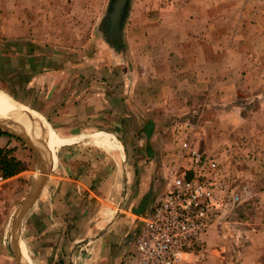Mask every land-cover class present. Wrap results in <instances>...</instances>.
<instances>
[{"label":"crops","instance_id":"0c3cea01","mask_svg":"<svg viewBox=\"0 0 264 264\" xmlns=\"http://www.w3.org/2000/svg\"><path fill=\"white\" fill-rule=\"evenodd\" d=\"M137 2L123 33L136 66L123 62L112 50H103L104 59L113 60V69L129 76L122 83L108 86L96 79L95 87L88 88L82 69L67 72L53 62L48 65L34 44L25 43L21 29L2 43L7 56L8 47H16L10 63L17 60V100L7 94L33 107L27 106L62 139L58 155L49 149L53 174L23 223L27 246L22 243L30 251L31 264L32 260L35 264H140L137 237L167 186L162 179L157 182L154 163L129 165V143L118 135L123 119L130 125L131 119L145 116V125L151 123L145 128L146 141L151 142L154 117L197 110L211 117L221 110L220 101L234 98L240 90L264 91V0ZM22 22L19 26L24 27ZM111 66L101 64L97 69L112 71ZM0 84L9 88L10 81L2 77ZM39 89L44 103L36 105ZM236 111L220 114L228 127L231 120H238ZM4 113L0 112L1 118ZM14 118L20 127L13 128L25 130L38 142L29 118L17 113ZM238 122L244 133L257 132L263 136L257 139L264 138L258 126ZM95 133L104 136L95 138ZM16 147L14 139L0 137V150L11 153ZM95 162L102 168H95ZM35 193L36 189L31 191V198Z\"/></svg>","mask_w":264,"mask_h":264},{"label":"rangeland","instance_id":"374dc122","mask_svg":"<svg viewBox=\"0 0 264 264\" xmlns=\"http://www.w3.org/2000/svg\"><path fill=\"white\" fill-rule=\"evenodd\" d=\"M112 1L0 0V39H11L14 37L12 33L21 29V32H25V43L34 44L40 51V58L48 65L53 62L54 65L67 69V72L68 69H82L86 75L82 81L86 82L85 86L88 88L95 87L96 79L108 86L114 85L115 81L122 83L129 76L122 75L121 69H113V60L104 59L103 54L106 55V52L103 50H112L123 62L126 59L127 64L136 66V62L129 58L127 39L123 33L129 24L132 5L137 0H130L120 43L109 39L103 29ZM21 21L25 24L24 27L19 26ZM101 64L111 66L112 71L108 68L97 69ZM114 64L118 66L119 63ZM16 69L17 60L14 59V65L12 62L7 72L0 73V79L3 77L10 81L9 88L0 84V90L14 99L17 95ZM78 87H82L81 84ZM250 89L240 90L234 98L220 101L217 106L221 110L211 117L204 115L203 110L191 113L166 112L154 117L152 120L156 121V130L151 142L146 141L149 131L145 128L149 129L151 123L145 125V116H136L135 121L131 119L130 125L128 119L124 118L119 128L122 130L118 132L119 139L129 143V165L139 168L146 162L154 163L157 182L162 179L167 188L171 184L170 167L178 165L186 150L192 147L218 160L223 176L228 179V185L239 196L237 201H231L229 195V208L220 214L206 235L204 244L189 256L187 264H264V138L257 139L256 136L263 137L257 132L244 133L242 127L236 125H239V120L246 127L258 126L264 130V91ZM42 92L39 89L34 101L36 105L44 103L40 96ZM14 99L16 108L21 105L22 109H33ZM26 101L28 103L30 99L26 98ZM232 110H237L238 120H231L233 124L230 123L231 126L228 127L220 114ZM2 121L0 127L12 131ZM0 132L5 131L0 129ZM249 133L252 135L248 136ZM4 134L6 135L0 137L12 138L17 144L10 155L23 164L25 171L12 178L4 177L5 182L0 183V264H24L19 252L20 243L26 264H31L30 251L28 249L29 257L22 243L25 242L27 246L26 235L22 231L27 215L20 220L15 238L16 253L21 262L17 260L14 250L13 225L41 176L40 161L23 138ZM57 134L59 136L58 132ZM57 148L58 143L53 154L57 150L58 155L61 148ZM110 160L114 162L115 158L110 157ZM97 162L94 163L95 168H102ZM106 166L110 167L108 161ZM52 174L53 171L47 176L46 184ZM89 213L94 212L90 210ZM32 264H35L33 260Z\"/></svg>","mask_w":264,"mask_h":264},{"label":"built area","instance_id":"2783aa9c","mask_svg":"<svg viewBox=\"0 0 264 264\" xmlns=\"http://www.w3.org/2000/svg\"><path fill=\"white\" fill-rule=\"evenodd\" d=\"M171 184L136 240L140 264H187L210 228L239 196L228 185L218 160L189 147L170 167ZM0 167V183L5 182Z\"/></svg>","mask_w":264,"mask_h":264},{"label":"water","instance_id":"95a60500","mask_svg":"<svg viewBox=\"0 0 264 264\" xmlns=\"http://www.w3.org/2000/svg\"><path fill=\"white\" fill-rule=\"evenodd\" d=\"M129 3L130 0H113L112 4L109 8V12L104 20V28L108 30L109 32H115L119 33L122 35L123 32V21L126 16V12L128 11L129 8ZM123 19V20H122ZM122 21V22H121ZM109 26V27H108ZM1 130L5 131L4 133H8L10 135H15L18 137L23 138V140L36 152L39 161H40V166H41V173L42 175L40 176L36 186V193L34 194L33 198H31V195L27 199L26 203L22 206L21 210L16 216V219L14 221L13 225V236H14V250L15 254L17 257V260L21 262L20 258L18 257L16 253V232L18 225L20 223V220L27 215V213L30 211V209L33 207L35 202L37 201L39 195L41 194L42 190L45 187L46 181H47V176L53 171L52 169L49 168V160L46 155V151L43 147L37 146L34 144V142L31 140V138L24 132V131H8L2 127H0ZM23 134V135H20ZM26 206V207H24Z\"/></svg>","mask_w":264,"mask_h":264},{"label":"bare ground","instance_id":"6f19581e","mask_svg":"<svg viewBox=\"0 0 264 264\" xmlns=\"http://www.w3.org/2000/svg\"><path fill=\"white\" fill-rule=\"evenodd\" d=\"M20 106L17 107L18 108L17 109L13 99L6 92H4L3 90H0V112H5L3 114V118L0 117V120L1 121L3 120L2 122L5 123L8 128H10L13 132H16L17 130L14 128L20 127V125H17L16 119L14 118V113L28 117L29 118V124L33 128L35 137L37 138L38 142H36L34 140V138H31V140L37 146H40V144H43L44 146L48 147V151H46L47 158H48L49 151H50L49 149L53 150L55 145L58 142H61V140H62L61 137L58 136L57 132H54L52 127L48 124L46 119L41 114H39L33 110L24 109V108L22 109V107H20ZM6 112H9L10 114H7ZM1 121H0V124H1ZM18 131H25V130H18ZM26 131H29V129ZM103 136L104 135L102 133H97L95 135V138L96 137L97 138L103 137ZM111 137H112V135H111ZM89 138H91V137H89ZM19 248H20L19 252H20L21 258L23 259V263L26 264L24 257H23L21 244H19Z\"/></svg>","mask_w":264,"mask_h":264},{"label":"trees","instance_id":"16d2710c","mask_svg":"<svg viewBox=\"0 0 264 264\" xmlns=\"http://www.w3.org/2000/svg\"><path fill=\"white\" fill-rule=\"evenodd\" d=\"M5 42V39H0V71L1 69L3 70L4 68L7 70L8 67L11 66L10 61H11V54L14 53L16 50V47L9 46V56L6 55L4 51L3 44ZM11 44V43H10ZM14 44V43H13ZM14 48L12 51L11 48ZM0 135L5 136L3 132H0ZM8 136V135H7ZM0 167H1V173L5 178H12L22 172H24V167L23 164L14 159L13 156L10 155L9 152H5L3 150H0Z\"/></svg>","mask_w":264,"mask_h":264},{"label":"flooded vegetation","instance_id":"af4514ba","mask_svg":"<svg viewBox=\"0 0 264 264\" xmlns=\"http://www.w3.org/2000/svg\"><path fill=\"white\" fill-rule=\"evenodd\" d=\"M103 29H104L105 34H107L109 36V39L115 40L117 43H120L122 35H120L118 32L117 33H115V32H109L105 28H103Z\"/></svg>","mask_w":264,"mask_h":264}]
</instances>
